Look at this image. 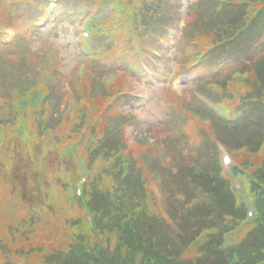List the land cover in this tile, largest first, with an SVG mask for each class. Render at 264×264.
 I'll return each instance as SVG.
<instances>
[{"label":"trees","instance_id":"16d2710c","mask_svg":"<svg viewBox=\"0 0 264 264\" xmlns=\"http://www.w3.org/2000/svg\"><path fill=\"white\" fill-rule=\"evenodd\" d=\"M2 1L8 23L26 27L0 45V185L14 202L0 208V264H264V0H122L126 22L116 35L97 26L82 78L63 69L61 47L41 36L40 24L47 17L50 30L67 29L98 0H60L54 14L47 0ZM140 46L155 74L173 60L187 80L166 100L168 117L146 125L139 97L122 94L107 106L132 89L127 66ZM112 72L119 78L106 84ZM38 88L39 106H16ZM219 143L237 159L253 220L222 168ZM81 157L94 228L75 195Z\"/></svg>","mask_w":264,"mask_h":264},{"label":"rangeland","instance_id":"374dc122","mask_svg":"<svg viewBox=\"0 0 264 264\" xmlns=\"http://www.w3.org/2000/svg\"><path fill=\"white\" fill-rule=\"evenodd\" d=\"M52 22L45 24L43 38L49 37L51 41H54L56 45L61 46L62 54L65 56L66 63L73 65L78 62L80 58V46L76 42V33L73 29L69 32L60 28L57 32L55 30H50ZM79 23H77L78 25ZM8 36H12L14 30L8 29ZM42 36V35H41ZM174 39V36L171 37ZM38 41H40L38 39ZM170 51L168 53H172ZM170 68H176L175 63L172 60H169ZM185 79L181 77L175 79L172 83L168 82L167 72L166 74L160 72L157 78L154 79H143L141 83H136V89L139 91V94L143 97L141 103L138 104V113L144 118L142 120L144 124H153L159 122L162 119L168 117L166 113V100L172 98L173 90L182 93V88L185 84ZM147 129L144 128V132ZM139 132H137L138 134ZM144 133V134H145ZM128 135L131 136V128L128 130ZM135 135V132L132 136ZM5 178L4 174H1ZM13 194L14 189H13ZM14 202L12 195L10 193L9 187H6L4 184L0 185V208L12 210Z\"/></svg>","mask_w":264,"mask_h":264}]
</instances>
